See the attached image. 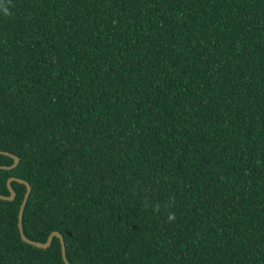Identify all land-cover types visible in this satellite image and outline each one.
<instances>
[{
  "label": "trees",
  "instance_id": "1",
  "mask_svg": "<svg viewBox=\"0 0 264 264\" xmlns=\"http://www.w3.org/2000/svg\"><path fill=\"white\" fill-rule=\"evenodd\" d=\"M0 151L70 264H264V0H0ZM11 186L0 264H65Z\"/></svg>",
  "mask_w": 264,
  "mask_h": 264
},
{
  "label": "water",
  "instance_id": "2",
  "mask_svg": "<svg viewBox=\"0 0 264 264\" xmlns=\"http://www.w3.org/2000/svg\"><path fill=\"white\" fill-rule=\"evenodd\" d=\"M0 154L6 155V156H10V157L13 158V162L10 165H1L0 164V168L1 169H12V168H15L17 166V164L19 162V157L18 156H14V155H12L10 153L2 152V151H0ZM13 180H16L18 182L24 183L25 186H26V191H25V194H24L23 199L21 201L20 208H19V214H18V228H19V233H20L21 239L23 241L29 243V244H32V245L36 246V247L47 248L51 244L53 237L58 238L59 241H60V244H61V252H62L63 261H64L65 264H70L68 259H67V257H66L65 241H64L62 233H60V232H58L56 230L52 231L48 235V237H47L45 242L34 241V240H31V239H29V238H27L25 236V234L23 233V229H22V216H23V210H24L25 204L27 202V199H28L30 191H31L30 184L27 181H25L24 179L11 176V177H9L7 179V187H8V190H9V195L0 194V198L4 199V200H13L15 198V191H14V189L11 186V181H13Z\"/></svg>",
  "mask_w": 264,
  "mask_h": 264
},
{
  "label": "clouds",
  "instance_id": "3",
  "mask_svg": "<svg viewBox=\"0 0 264 264\" xmlns=\"http://www.w3.org/2000/svg\"><path fill=\"white\" fill-rule=\"evenodd\" d=\"M173 218H174L173 216H171V215L169 216V219H173Z\"/></svg>",
  "mask_w": 264,
  "mask_h": 264
}]
</instances>
